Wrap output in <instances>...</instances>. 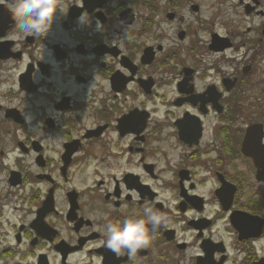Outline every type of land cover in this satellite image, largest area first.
I'll return each instance as SVG.
<instances>
[{"label":"flooded vegetation","instance_id":"1","mask_svg":"<svg viewBox=\"0 0 264 264\" xmlns=\"http://www.w3.org/2000/svg\"><path fill=\"white\" fill-rule=\"evenodd\" d=\"M62 3L45 38L0 0V264H264V0Z\"/></svg>","mask_w":264,"mask_h":264},{"label":"clouds","instance_id":"2","mask_svg":"<svg viewBox=\"0 0 264 264\" xmlns=\"http://www.w3.org/2000/svg\"><path fill=\"white\" fill-rule=\"evenodd\" d=\"M19 32L47 37L57 11L67 14L62 0H4ZM85 21L84 14L81 17ZM87 22V21H85ZM167 217L160 210L145 205L142 215L109 222L104 228V246L116 254L127 253L130 260L153 239V231L166 224Z\"/></svg>","mask_w":264,"mask_h":264}]
</instances>
